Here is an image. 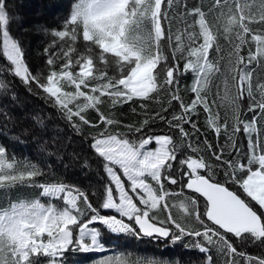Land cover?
<instances>
[{
    "label": "snow or ice",
    "instance_id": "6c2138e0",
    "mask_svg": "<svg viewBox=\"0 0 264 264\" xmlns=\"http://www.w3.org/2000/svg\"><path fill=\"white\" fill-rule=\"evenodd\" d=\"M7 9L0 0L7 61L0 109L10 88L5 74L30 93L35 85L91 154L80 159L65 149L63 168L100 180L81 188L52 179V166L0 142V264H64L70 251L103 253L96 264H162L109 252L113 234L192 238L199 264H264V0H71L60 28H40L55 38L42 53L46 75L26 63ZM189 75L186 103L181 82ZM152 103L160 107L149 111ZM125 106L138 124L117 117ZM201 110L216 144L200 140L193 118ZM34 123L46 128L39 117ZM165 125L167 132L156 131ZM241 134L246 152L237 146Z\"/></svg>",
    "mask_w": 264,
    "mask_h": 264
},
{
    "label": "trees",
    "instance_id": "16d2710c",
    "mask_svg": "<svg viewBox=\"0 0 264 264\" xmlns=\"http://www.w3.org/2000/svg\"><path fill=\"white\" fill-rule=\"evenodd\" d=\"M7 2L8 12L16 17L15 22L9 25L10 35L20 42L25 51L26 63L32 73L36 74L37 70H42L46 75V57L42 53L44 48L55 38L50 34L45 35L40 28L43 26L49 29L60 28L69 10L71 0H7ZM253 27H256V25H253ZM0 46H2V41H0ZM78 47L81 51L83 50L82 44L78 45ZM6 63V58L0 52V65ZM3 79L8 81L10 88L3 99L4 108L0 109V111L6 113V115H0V142L8 148L10 153L15 154L17 157L26 156L34 163H39L42 167L45 164L52 166L53 172L56 174L52 179L59 177L65 182L81 188H85L89 180H91L93 185H96L100 177L94 173L85 175L82 174L78 167L68 170L63 168L62 162L58 157L63 156V163L69 162L68 157L63 155L65 149L67 152L75 151L79 153L80 159L85 156L90 157L91 154L86 147L79 143V137L72 133V130L67 126V122L62 119L60 113L52 106V103L46 100L43 91L33 85V90L30 93L20 84L18 78L8 74H5ZM191 82V75L182 78L181 95L186 103L193 98V94L186 90ZM0 91L4 90L0 89ZM13 94H15V99L12 98ZM173 103L175 104L176 102ZM159 107V105L152 103L149 111L156 110ZM103 108L106 109L107 105H104ZM121 112L126 114L121 115ZM220 112L223 116L224 109L221 108ZM116 115L124 123L136 121L138 124L139 118L135 114L128 112L127 106L123 109H117ZM87 116L93 121L97 119L96 113L91 110H89ZM35 117H39L44 121L46 125L44 130L35 125ZM193 119L197 120L201 133H204L200 140L202 141L206 136L209 142L216 144L215 133L207 129L205 125L206 114L201 110L199 117H194ZM185 127L190 129L189 125H185ZM119 130L125 131L122 126H120ZM85 131L96 132L99 129L85 128ZM156 131L162 133L167 132L168 129L165 125L163 128L158 127ZM53 137H57L55 142ZM69 137H71V143H69ZM221 140H223V135ZM62 145L65 147L62 148ZM246 145L247 140L241 134L237 139V146L240 147L241 152H246ZM200 146L204 147L202 144ZM233 152L235 154L234 150ZM45 171H47V168H45ZM40 179L42 181L44 178ZM86 190L90 193L93 191V189ZM34 191V189H23L22 193L31 196ZM185 194H187V190H185ZM41 199L44 201L47 198ZM90 199L94 202V205L98 203L95 196L90 195ZM172 202L178 205L176 198H173ZM180 211L177 207L173 209V214L175 215ZM192 243V238H185L177 243H172L166 240L149 241L147 238L137 240L123 235L117 238L113 234L108 241L107 250L110 252L115 249H124L129 254L127 258L133 260L141 258L156 259L161 261L162 264H175V261H180V264H199L198 257L200 254L197 250L191 248ZM247 251L255 254L258 250L254 247H249ZM103 255V253L70 251L64 257V264H96V260Z\"/></svg>",
    "mask_w": 264,
    "mask_h": 264
}]
</instances>
